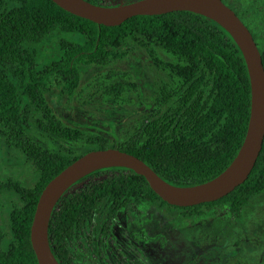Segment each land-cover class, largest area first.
I'll use <instances>...</instances> for the list:
<instances>
[{
    "label": "trees",
    "instance_id": "trees-1",
    "mask_svg": "<svg viewBox=\"0 0 264 264\" xmlns=\"http://www.w3.org/2000/svg\"><path fill=\"white\" fill-rule=\"evenodd\" d=\"M86 1L117 6L138 0ZM223 2L250 29L264 64V43L239 11ZM133 58L154 66L157 79L149 102L134 73L114 69ZM86 76H91L88 87L122 115L111 118L108 132L69 126L49 101L54 93L75 98ZM129 105L134 108H123ZM250 113L244 57L229 33L210 19L174 12L105 27L51 0H0V139L35 173L33 186L16 178L0 182V194L17 199L8 211V232L0 231V264H38L31 227L40 196L81 157L119 149L173 186L201 185L236 158ZM262 194L264 143L243 185L219 201L188 208L164 202L132 170H101L59 201L49 241L60 264H121L119 257L128 259L123 250L129 232L150 230L156 211L187 218L225 208L229 217L240 218Z\"/></svg>",
    "mask_w": 264,
    "mask_h": 264
},
{
    "label": "water",
    "instance_id": "water-1",
    "mask_svg": "<svg viewBox=\"0 0 264 264\" xmlns=\"http://www.w3.org/2000/svg\"><path fill=\"white\" fill-rule=\"evenodd\" d=\"M64 11L96 23L118 27L138 16L191 12L218 24L233 38L247 65L251 84V113L247 133L236 158L213 180L192 187L164 181L143 160L119 149L91 151L67 167L43 190L31 227V244L38 264H60L52 252L49 227L59 201L79 181L106 169L124 168L144 177L151 189L171 206L188 208L223 199L243 185L252 173L264 143V64L250 29L223 0H138L102 6L86 0H51Z\"/></svg>",
    "mask_w": 264,
    "mask_h": 264
},
{
    "label": "rangeland",
    "instance_id": "rangeland-1",
    "mask_svg": "<svg viewBox=\"0 0 264 264\" xmlns=\"http://www.w3.org/2000/svg\"><path fill=\"white\" fill-rule=\"evenodd\" d=\"M226 1L241 13L245 23L264 43V0ZM114 69L134 73L147 102L154 96L157 76L154 66L147 60L133 58L116 64ZM89 77H85L82 92L75 98L59 99L54 93L49 101L69 126L105 133L111 118H118L120 110L113 108L88 87ZM123 108L131 110L134 107ZM8 178L19 179L30 186L35 184L33 169L24 164L19 154L7 150L0 139V182ZM13 202H17L14 196L0 194L1 232H8V211ZM226 212L225 208H217L202 217L187 218H175L166 211L162 212L163 219L168 220L171 227L165 240L142 249L146 252L143 256L148 264L264 263V194L251 202L240 220L229 217Z\"/></svg>",
    "mask_w": 264,
    "mask_h": 264
},
{
    "label": "flooded vegetation",
    "instance_id": "flooded-vegetation-1",
    "mask_svg": "<svg viewBox=\"0 0 264 264\" xmlns=\"http://www.w3.org/2000/svg\"><path fill=\"white\" fill-rule=\"evenodd\" d=\"M246 208L243 210V212L246 210ZM164 211L166 210L156 211L157 218L154 221V226H152L150 230H148L147 232H144L143 235H141L142 234L141 231H138L136 235H135L136 231L129 232L130 239L127 238V240L125 241L126 246H124V250H123L124 253L127 255L128 259L124 260L123 257H119V261H121V264H148L149 263L144 257L145 256L144 254H146V252L142 251V249L143 248L145 249V247H148L149 245L156 244L162 240H165L166 233L171 227L169 221L164 220L163 216L161 215L162 212ZM225 214H227V212ZM242 217L243 215H241L240 218H236V219L240 220L242 219ZM232 218L235 219L234 217ZM158 222H162L161 224H159L161 227L160 229L157 228L155 225ZM256 264H264V263H256Z\"/></svg>",
    "mask_w": 264,
    "mask_h": 264
}]
</instances>
